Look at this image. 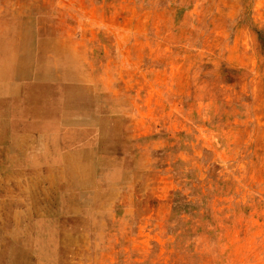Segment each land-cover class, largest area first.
Segmentation results:
<instances>
[{
	"label": "rangeland",
	"instance_id": "obj_1",
	"mask_svg": "<svg viewBox=\"0 0 264 264\" xmlns=\"http://www.w3.org/2000/svg\"><path fill=\"white\" fill-rule=\"evenodd\" d=\"M0 109V264H264V0H0Z\"/></svg>",
	"mask_w": 264,
	"mask_h": 264
},
{
	"label": "bare ground",
	"instance_id": "obj_2",
	"mask_svg": "<svg viewBox=\"0 0 264 264\" xmlns=\"http://www.w3.org/2000/svg\"><path fill=\"white\" fill-rule=\"evenodd\" d=\"M10 49H8V51H9ZM22 62V61H21ZM20 64V63H19ZM18 68V67H17ZM19 70H21V69H19ZM17 73V72H16ZM46 73V72H45ZM47 76V75H46ZM11 91V90H10ZM3 102V101H2ZM15 108V107H14ZM16 109V108H15ZM0 111H1V109H0ZM83 112V111H82ZM3 114V113H2ZM83 114V113H82ZM10 115V114H9ZM2 117V116H1ZM4 117V116H3ZM79 124V123H78ZM32 132V131H31ZM73 135V134H72ZM5 138V137H4ZM16 138V137H15ZM97 147V146H96ZM26 154V153H25ZM44 154V153H43ZM47 154V153H46ZM27 155V154H26ZM24 156V155H23ZM32 157V156H31ZM14 162V161H13ZM27 163V162H26ZM15 164V163H14ZM34 166H35V164H34ZM34 168V167H33ZM12 169V168H11ZM35 169V168H34ZM16 172V171H15Z\"/></svg>",
	"mask_w": 264,
	"mask_h": 264
},
{
	"label": "crops",
	"instance_id": "obj_3",
	"mask_svg": "<svg viewBox=\"0 0 264 264\" xmlns=\"http://www.w3.org/2000/svg\"><path fill=\"white\" fill-rule=\"evenodd\" d=\"M10 138H11V140L13 139V137H12V131L10 132ZM17 134H16V131H15V134H14V137L16 136ZM61 175L63 176V175H65L64 173H61Z\"/></svg>",
	"mask_w": 264,
	"mask_h": 264
}]
</instances>
